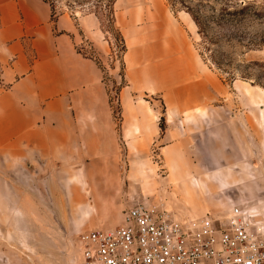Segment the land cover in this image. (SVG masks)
<instances>
[{"label": "rangeland", "instance_id": "374dc122", "mask_svg": "<svg viewBox=\"0 0 264 264\" xmlns=\"http://www.w3.org/2000/svg\"><path fill=\"white\" fill-rule=\"evenodd\" d=\"M47 1L95 33L79 50L101 70L98 147L118 185L0 188V264H81L80 234L138 203L180 219L264 212V0Z\"/></svg>", "mask_w": 264, "mask_h": 264}, {"label": "crops", "instance_id": "0c3cea01", "mask_svg": "<svg viewBox=\"0 0 264 264\" xmlns=\"http://www.w3.org/2000/svg\"><path fill=\"white\" fill-rule=\"evenodd\" d=\"M94 34L47 0H0V188L118 185L117 157L98 147L111 114L101 70L79 50Z\"/></svg>", "mask_w": 264, "mask_h": 264}, {"label": "built area", "instance_id": "2783aa9c", "mask_svg": "<svg viewBox=\"0 0 264 264\" xmlns=\"http://www.w3.org/2000/svg\"><path fill=\"white\" fill-rule=\"evenodd\" d=\"M81 264H264V212L180 219L138 203L124 223L80 234Z\"/></svg>", "mask_w": 264, "mask_h": 264}, {"label": "trees", "instance_id": "16d2710c", "mask_svg": "<svg viewBox=\"0 0 264 264\" xmlns=\"http://www.w3.org/2000/svg\"><path fill=\"white\" fill-rule=\"evenodd\" d=\"M193 19L195 20L196 24L199 25L198 31L201 34H204V30H203L204 28L202 27V23L200 22L199 18L196 15H193ZM254 64H257V65H259L261 67H264V62H255Z\"/></svg>", "mask_w": 264, "mask_h": 264}]
</instances>
